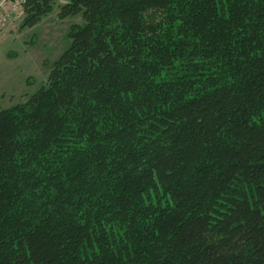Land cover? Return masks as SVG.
<instances>
[{"label": "trees", "instance_id": "1", "mask_svg": "<svg viewBox=\"0 0 264 264\" xmlns=\"http://www.w3.org/2000/svg\"><path fill=\"white\" fill-rule=\"evenodd\" d=\"M76 16L47 84L0 111V264H264V0Z\"/></svg>", "mask_w": 264, "mask_h": 264}, {"label": "rangeland", "instance_id": "2", "mask_svg": "<svg viewBox=\"0 0 264 264\" xmlns=\"http://www.w3.org/2000/svg\"><path fill=\"white\" fill-rule=\"evenodd\" d=\"M65 0L32 27L22 22L0 43V111L25 102L45 86L54 63L69 48L72 25L84 24L81 16L59 17Z\"/></svg>", "mask_w": 264, "mask_h": 264}, {"label": "built area", "instance_id": "3", "mask_svg": "<svg viewBox=\"0 0 264 264\" xmlns=\"http://www.w3.org/2000/svg\"><path fill=\"white\" fill-rule=\"evenodd\" d=\"M28 0H0V43L27 15Z\"/></svg>", "mask_w": 264, "mask_h": 264}, {"label": "bare ground", "instance_id": "4", "mask_svg": "<svg viewBox=\"0 0 264 264\" xmlns=\"http://www.w3.org/2000/svg\"><path fill=\"white\" fill-rule=\"evenodd\" d=\"M28 2V1H27ZM28 8V7H27Z\"/></svg>", "mask_w": 264, "mask_h": 264}]
</instances>
